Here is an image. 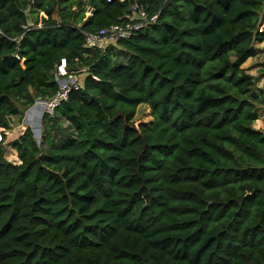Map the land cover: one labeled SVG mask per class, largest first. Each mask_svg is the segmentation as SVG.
Returning <instances> with one entry per match:
<instances>
[{"label":"trees","instance_id":"1","mask_svg":"<svg viewBox=\"0 0 264 264\" xmlns=\"http://www.w3.org/2000/svg\"><path fill=\"white\" fill-rule=\"evenodd\" d=\"M134 2L155 21L84 46ZM263 20L264 0H0V264H264V61L243 68ZM62 61L81 87L8 138Z\"/></svg>","mask_w":264,"mask_h":264},{"label":"built area","instance_id":"2","mask_svg":"<svg viewBox=\"0 0 264 264\" xmlns=\"http://www.w3.org/2000/svg\"><path fill=\"white\" fill-rule=\"evenodd\" d=\"M111 1V0H106ZM123 2L124 0H118ZM129 21L122 24H114L109 28L100 29L95 32L84 33V46L90 49H104L108 44H115L118 40L128 39L137 31L143 29L148 23L154 22L156 15H149L143 4L131 3L129 5ZM58 83V90L50 99L36 98L34 103L28 108L26 123L29 127H35L36 135L40 136V120L44 114L52 115L54 110L67 99L72 90L81 87V81L76 73L66 69V64L62 61L55 73ZM34 132V130H33ZM10 133V132H8ZM7 133V134H8ZM34 134V136H35Z\"/></svg>","mask_w":264,"mask_h":264},{"label":"rangeland","instance_id":"3","mask_svg":"<svg viewBox=\"0 0 264 264\" xmlns=\"http://www.w3.org/2000/svg\"><path fill=\"white\" fill-rule=\"evenodd\" d=\"M263 61H264V56L262 53H260L258 54L257 57L248 59L244 63L243 68H245L253 76H257L258 69L256 65L262 63ZM263 84H264V78H260L257 83L258 88H261ZM28 108L24 109L20 116L13 118L12 124H13L14 129L13 131L7 134L8 138H11L12 136L17 135L20 129L28 126L27 125L28 123H26V114H27ZM258 114H259V118L257 121L254 122L253 126L256 129L263 130L264 129V108L260 107ZM134 119L136 121H141V122L151 121V115H150L149 108L145 105L138 106ZM33 130L35 134L36 133L35 127H33ZM35 137L37 138L38 136L35 134ZM5 156L9 161H12L15 163L18 162V159L16 157V152L10 147L6 148Z\"/></svg>","mask_w":264,"mask_h":264},{"label":"crops","instance_id":"4","mask_svg":"<svg viewBox=\"0 0 264 264\" xmlns=\"http://www.w3.org/2000/svg\"><path fill=\"white\" fill-rule=\"evenodd\" d=\"M85 11H86L85 12L86 15H90L92 13L93 9L90 6H87ZM263 25H264V20H263ZM256 47L258 49H263L264 48V45L263 44H258ZM76 74L79 77V79H81V76H80L81 75V72L80 73H76Z\"/></svg>","mask_w":264,"mask_h":264}]
</instances>
